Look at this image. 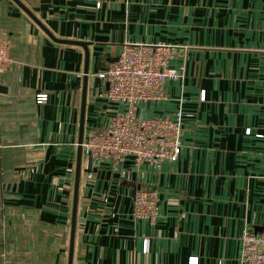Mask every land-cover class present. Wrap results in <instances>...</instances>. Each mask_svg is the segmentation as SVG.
I'll return each mask as SVG.
<instances>
[{
    "label": "crops",
    "instance_id": "1",
    "mask_svg": "<svg viewBox=\"0 0 264 264\" xmlns=\"http://www.w3.org/2000/svg\"><path fill=\"white\" fill-rule=\"evenodd\" d=\"M19 1L36 21L0 0V264H69L80 140L72 264H239L244 231L264 229V0ZM127 42L185 47L170 63L185 80L138 109L183 112L181 155L160 168L83 147L124 110L101 74ZM139 189L158 192L155 223L133 215Z\"/></svg>",
    "mask_w": 264,
    "mask_h": 264
},
{
    "label": "built area",
    "instance_id": "2",
    "mask_svg": "<svg viewBox=\"0 0 264 264\" xmlns=\"http://www.w3.org/2000/svg\"><path fill=\"white\" fill-rule=\"evenodd\" d=\"M12 42L0 37V83L14 64ZM185 47L168 44H140L127 42L117 60L101 74L107 85L106 97L122 105L124 110L113 116L108 127L93 134L83 144L88 158L118 165L130 161L136 167L152 164L160 168L164 162L175 163L182 152L183 112L174 118L138 116L144 103H156L166 98L164 85L168 80L183 82V68L174 69L170 63ZM44 95L39 101H45ZM2 118L0 113V150ZM133 215L136 219L155 223L159 217V196L156 190L139 189L133 197ZM188 264H199L197 257ZM239 264H264V229L262 232L245 230L242 236V254Z\"/></svg>",
    "mask_w": 264,
    "mask_h": 264
},
{
    "label": "water",
    "instance_id": "3",
    "mask_svg": "<svg viewBox=\"0 0 264 264\" xmlns=\"http://www.w3.org/2000/svg\"><path fill=\"white\" fill-rule=\"evenodd\" d=\"M13 1L18 6H20L25 12H27L36 21V19L34 18V16L22 5V3L19 0H13ZM84 93H86V83L84 85ZM81 148H82V140H80V143H79V157H78L76 184H75V201H74V209H73V217H72V227H71V241H70V251H69V264H72L73 263V255H74L75 227H76V215H77V197H78V189H79V174H80V162H81Z\"/></svg>",
    "mask_w": 264,
    "mask_h": 264
}]
</instances>
